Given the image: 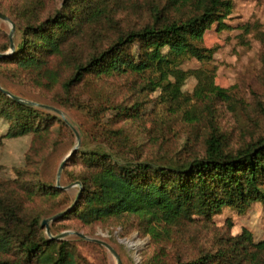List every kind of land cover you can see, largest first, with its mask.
Returning <instances> with one entry per match:
<instances>
[{
  "label": "rangeland",
  "instance_id": "obj_1",
  "mask_svg": "<svg viewBox=\"0 0 264 264\" xmlns=\"http://www.w3.org/2000/svg\"><path fill=\"white\" fill-rule=\"evenodd\" d=\"M62 2L0 0V12L9 18L0 19V54L11 53L21 42L27 22L53 16ZM228 2L221 24L213 20L199 43L211 50L210 57L178 59L179 69L194 70L197 77L188 75L175 92L172 86L149 81L155 78L152 72L88 75L67 97L62 82L73 72V64L99 53L120 33L152 24L151 5L165 20L184 21L200 11L196 0H95L88 4V22L80 33L41 66L24 68L0 56V87L34 102L19 103L36 111L27 118L31 130L11 136L17 126L7 104L12 98L0 90V232L9 227L3 221L6 208L24 220L16 227L19 236L0 247V259L47 264L28 256L17 241L22 236L40 240L66 233L55 240L67 242L71 264H118L97 240L114 248L120 264H177L204 254H215L206 264H264V250L251 244L264 239L261 201L242 211L232 205L211 214L192 208L169 223L150 224L140 213L89 224L66 215L81 192V177L96 170L85 162V152H102L110 163L176 167L203 157L205 139L214 129L229 152L264 136V0ZM128 51L137 58L143 49L135 44ZM48 72L56 76L52 82ZM168 80L176 84L173 76ZM212 85L224 93L216 94ZM116 106L125 110L119 113ZM243 232L250 243L242 248L235 244L230 251Z\"/></svg>",
  "mask_w": 264,
  "mask_h": 264
},
{
  "label": "trees",
  "instance_id": "obj_2",
  "mask_svg": "<svg viewBox=\"0 0 264 264\" xmlns=\"http://www.w3.org/2000/svg\"><path fill=\"white\" fill-rule=\"evenodd\" d=\"M62 1L61 9L53 16L25 24L21 42L11 53L2 56L6 62L24 68L41 66L48 56L61 53L62 46L80 33L84 22H88V4L95 0ZM196 1L200 11L184 21L165 20L159 8L151 5L152 24L120 33L99 53L73 64V72L62 82L63 95L67 97L88 75L124 72H152L155 78L149 81L155 86H172L174 92L179 91L181 82L191 74L197 77V72L179 69L178 59L185 55L197 60L210 57L211 50L199 43L212 21L217 20L220 25V19L230 7L228 0ZM135 44L143 49L137 58L128 51ZM169 76L175 78V85L170 83ZM46 77L49 82L56 79L53 72H48ZM212 89L218 95L224 93L218 86L212 85ZM7 101L14 113L9 115L17 123L10 135L30 131L32 125L27 118L36 111L10 98ZM116 107L119 113L125 110L122 106ZM84 155L87 165L95 166L96 170L81 177L80 195L66 215L71 214L86 224L124 213L143 214L150 224L154 221L169 223L187 216L192 208L211 214L225 205L242 211L252 202L264 203V136L229 152L214 129L205 139L204 156L194 157L176 167L153 166L146 162L110 163L102 152H85ZM3 214L5 225H9L0 232V247L5 248L11 237L19 236L16 227L24 220L10 208ZM20 238L17 243L28 256L43 258L47 264L72 263L66 241ZM248 242L250 236L243 232L236 236V243L229 249L235 251V244L242 248ZM251 244L264 250V239ZM52 248H55L54 254ZM212 255L215 254H204L177 264H206L212 260ZM0 264L16 263L0 259Z\"/></svg>",
  "mask_w": 264,
  "mask_h": 264
},
{
  "label": "water",
  "instance_id": "obj_3",
  "mask_svg": "<svg viewBox=\"0 0 264 264\" xmlns=\"http://www.w3.org/2000/svg\"><path fill=\"white\" fill-rule=\"evenodd\" d=\"M0 19L9 21V18H8L5 14H3L2 12H0ZM12 27H13V24H12ZM10 38H11V36H10ZM12 48H13V43L11 42V43H10V49H12ZM3 55H5V54H4V53H1V54H0V56H3ZM0 90L3 91V92H4L5 94H7L8 96H10V97H11L13 100H15V101H18V102H21V103H25V104H30V105H34V104H35L34 102L26 101V100H24V99H22V98H20V97H18V96H15V95L11 94L10 92H8L7 90L2 89L1 87H0ZM64 161H65V159L61 162V164H60V166H59V168H58L57 178H59V176H60V172H61L62 167H63V165H64ZM57 186H58V181H57ZM79 193H80V192H79ZM79 193H78V195H80ZM78 195H77V198H78ZM46 224H47V220H43V221H42V225H43V226L45 225L46 232H47V234L49 235L50 232H49L48 226H47ZM65 234H66V233H61V234H59V235H57V236H49V237H50V238H54V239H56V238H59V237L65 235ZM97 241H98L99 243H101L102 245H104L105 247H107V248L112 252V254L117 258V260H118V264H120V260H119L118 254H117V252L114 250V248H112L108 243H106V242H104V241H102V240H97Z\"/></svg>",
  "mask_w": 264,
  "mask_h": 264
}]
</instances>
